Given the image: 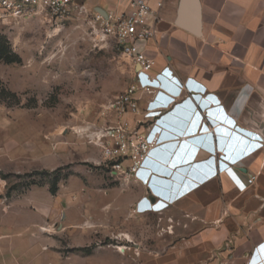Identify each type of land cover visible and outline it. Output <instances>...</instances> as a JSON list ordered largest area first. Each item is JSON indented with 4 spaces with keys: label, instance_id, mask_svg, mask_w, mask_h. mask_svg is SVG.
<instances>
[{
    "label": "crops",
    "instance_id": "1",
    "mask_svg": "<svg viewBox=\"0 0 264 264\" xmlns=\"http://www.w3.org/2000/svg\"><path fill=\"white\" fill-rule=\"evenodd\" d=\"M96 1L107 14L131 0ZM148 1L155 90L139 108L156 146L134 179L144 232L121 264H264V0Z\"/></svg>",
    "mask_w": 264,
    "mask_h": 264
},
{
    "label": "rangeland",
    "instance_id": "2",
    "mask_svg": "<svg viewBox=\"0 0 264 264\" xmlns=\"http://www.w3.org/2000/svg\"><path fill=\"white\" fill-rule=\"evenodd\" d=\"M77 4L0 27V264H121L144 232L142 189L112 176L99 142L132 66L98 39L104 4Z\"/></svg>",
    "mask_w": 264,
    "mask_h": 264
},
{
    "label": "built area",
    "instance_id": "3",
    "mask_svg": "<svg viewBox=\"0 0 264 264\" xmlns=\"http://www.w3.org/2000/svg\"><path fill=\"white\" fill-rule=\"evenodd\" d=\"M77 7V0H0V27L36 17L53 24ZM95 22L99 41L112 46L131 63L133 76L130 85L106 110L109 118L99 135L102 159L116 179H135L156 146L140 118L144 112L139 101L155 90L154 80L149 77L153 61L143 46L156 38L159 15L148 0H131L119 11L105 16L97 13Z\"/></svg>",
    "mask_w": 264,
    "mask_h": 264
},
{
    "label": "water",
    "instance_id": "4",
    "mask_svg": "<svg viewBox=\"0 0 264 264\" xmlns=\"http://www.w3.org/2000/svg\"><path fill=\"white\" fill-rule=\"evenodd\" d=\"M98 12L104 16L106 15L105 11L102 9H98ZM184 18H185V14H184L183 8H182L180 11V14H179L178 22H177L179 26H182L185 23Z\"/></svg>",
    "mask_w": 264,
    "mask_h": 264
},
{
    "label": "bare ground",
    "instance_id": "5",
    "mask_svg": "<svg viewBox=\"0 0 264 264\" xmlns=\"http://www.w3.org/2000/svg\"><path fill=\"white\" fill-rule=\"evenodd\" d=\"M122 250V249H121Z\"/></svg>",
    "mask_w": 264,
    "mask_h": 264
}]
</instances>
